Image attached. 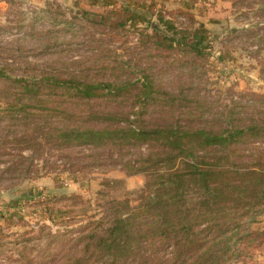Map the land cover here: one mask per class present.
I'll list each match as a JSON object with an SVG mask.
<instances>
[{"label":"rangeland","instance_id":"rangeland-1","mask_svg":"<svg viewBox=\"0 0 264 264\" xmlns=\"http://www.w3.org/2000/svg\"><path fill=\"white\" fill-rule=\"evenodd\" d=\"M50 79L132 84L124 101L103 94L91 100L96 112H117L122 126L149 80L151 98L134 126L215 134L253 126L246 132L259 134L227 151L197 153L205 162L221 158L264 171V0L90 7L81 0H0V264H52L78 236L70 222L97 219L149 180L135 163L146 145L121 157L110 148L62 150L58 131L75 120L55 112L21 121L11 113L16 99L36 97L43 108L66 101ZM19 80L33 83L32 94L19 93ZM241 226L231 240L238 255L225 264H264V236L239 241L245 232L264 233V205Z\"/></svg>","mask_w":264,"mask_h":264},{"label":"trees","instance_id":"trees-1","mask_svg":"<svg viewBox=\"0 0 264 264\" xmlns=\"http://www.w3.org/2000/svg\"><path fill=\"white\" fill-rule=\"evenodd\" d=\"M50 81L52 90L61 93L59 98L68 95L66 101H54L55 106L43 108L36 97L24 102L16 99L10 105L15 108L11 113L21 114V121L55 112L75 120L71 128L58 131V146L62 150L110 148L121 157L124 149L146 145L148 151L141 162L135 163L136 173L149 177L134 199L112 201L100 217L84 224L70 222L77 224L78 236L52 264H225L238 255L231 240L242 227L243 219L255 207L264 205V171L243 164L228 166L221 163V158L205 162L204 155L197 150L227 151L260 132H246L253 126L218 134L204 130L188 132L172 125L150 130L134 126L151 98L149 80L141 84L122 126L115 122L117 112H96L91 100L104 96L110 101H124L131 94L128 88L132 84ZM17 83L20 94H32L33 83ZM78 121L81 123L75 124ZM192 143L197 149L190 147ZM125 167L131 168V163ZM82 170L76 168V172ZM258 236L263 237L264 233L245 232L239 241Z\"/></svg>","mask_w":264,"mask_h":264},{"label":"crops","instance_id":"crops-1","mask_svg":"<svg viewBox=\"0 0 264 264\" xmlns=\"http://www.w3.org/2000/svg\"><path fill=\"white\" fill-rule=\"evenodd\" d=\"M113 1L114 5H122V4H127V5H135L139 6V4H142L148 0H81V3H84L87 6H104V2L107 4V2ZM151 1V0H150ZM86 2V3H85ZM92 4V5H91Z\"/></svg>","mask_w":264,"mask_h":264}]
</instances>
